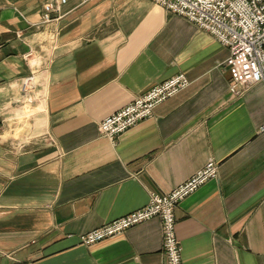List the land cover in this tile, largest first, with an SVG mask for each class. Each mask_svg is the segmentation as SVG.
<instances>
[{
    "label": "crops",
    "instance_id": "obj_1",
    "mask_svg": "<svg viewBox=\"0 0 264 264\" xmlns=\"http://www.w3.org/2000/svg\"><path fill=\"white\" fill-rule=\"evenodd\" d=\"M45 1L0 0V264H164L158 217L79 237L210 161L174 211L182 264H264V86L232 93L229 49L151 0H67L47 24ZM178 73L189 85L151 117L99 133Z\"/></svg>",
    "mask_w": 264,
    "mask_h": 264
},
{
    "label": "built area",
    "instance_id": "obj_2",
    "mask_svg": "<svg viewBox=\"0 0 264 264\" xmlns=\"http://www.w3.org/2000/svg\"><path fill=\"white\" fill-rule=\"evenodd\" d=\"M151 1L169 13L186 18L229 49L225 65L230 71L229 89L232 93L242 94L257 83L264 86V0ZM66 2L67 0H46L43 4L42 23H50L53 20L52 14L59 12ZM32 83V75L22 78L21 90L27 94V87ZM189 83L184 73H178L154 85L129 104L103 118L98 123L99 133L113 141L121 133L151 117L158 104ZM216 174L217 166L210 161L170 192L162 195L151 193L147 205L81 234L80 241L91 245L158 217L162 228L164 264H182V247L176 234L175 208Z\"/></svg>",
    "mask_w": 264,
    "mask_h": 264
},
{
    "label": "rangeland",
    "instance_id": "obj_3",
    "mask_svg": "<svg viewBox=\"0 0 264 264\" xmlns=\"http://www.w3.org/2000/svg\"><path fill=\"white\" fill-rule=\"evenodd\" d=\"M22 91V90H21ZM23 93H22V95H25L26 94V92L24 93V91H22ZM22 109V111L21 112H19V114H21V116L22 117H24L25 115L27 116V114H31L32 113V111H31V109L29 108V111H28V107H26V105L25 106H23V107H21ZM27 111H28V113H27ZM21 120V118L19 119V121ZM19 130H22V129H19Z\"/></svg>",
    "mask_w": 264,
    "mask_h": 264
}]
</instances>
